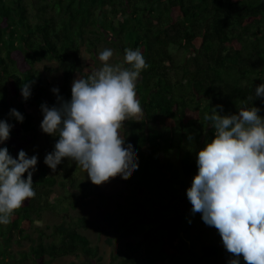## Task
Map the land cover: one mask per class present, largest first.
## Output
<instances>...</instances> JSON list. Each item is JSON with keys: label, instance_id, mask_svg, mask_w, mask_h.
Listing matches in <instances>:
<instances>
[{"label": "trees", "instance_id": "trees-1", "mask_svg": "<svg viewBox=\"0 0 264 264\" xmlns=\"http://www.w3.org/2000/svg\"><path fill=\"white\" fill-rule=\"evenodd\" d=\"M102 43L121 57L126 48L139 47L147 61L136 83L142 121L129 120L124 130L125 142L131 140L137 150L138 169L106 180L128 184L133 177L149 184L166 172L167 189L182 183L179 178L191 181L195 154L214 135L205 114L216 105H223L225 114L252 104L264 108L259 99H249L264 82V0H0V119L13 108L24 116L23 123L10 121L9 138L32 132V107L46 102L48 84L35 64L55 61L59 93L70 99L76 74L89 73L77 69V58L94 57ZM27 81L33 83L25 101L20 86ZM5 146L15 158L14 146L0 145ZM36 170L35 196L14 211L9 224L0 225V264H52L78 255L100 260L98 246L81 232L93 227L100 243L123 247L109 264H196L189 258L190 226L184 220L189 215L162 218L156 212L161 206L151 198L132 200L128 208L118 205L100 226L85 216L36 225L43 212L55 209L49 197L56 184L45 167L37 164ZM70 184L68 205L102 196L90 181ZM202 252L208 260L220 249L204 245ZM241 264H246L242 257Z\"/></svg>", "mask_w": 264, "mask_h": 264}, {"label": "clouds", "instance_id": "clouds-1", "mask_svg": "<svg viewBox=\"0 0 264 264\" xmlns=\"http://www.w3.org/2000/svg\"><path fill=\"white\" fill-rule=\"evenodd\" d=\"M113 50L98 52L101 66L87 75L77 73L70 99L58 87L51 89L56 102L40 105L44 134L56 137L44 164L55 171L65 159L75 163L93 185L110 175L127 177L138 169L135 145L121 134L122 122L142 112L136 95L140 68L147 63L139 47H128L120 63H110ZM32 81L23 82L20 94L31 96ZM264 105V82L254 89V98ZM264 108L250 106L225 114L223 105L211 108L204 119L214 129L212 138L195 154L196 174L186 189L191 213H199L214 227L225 250L232 254L228 264H264ZM24 116L15 108L0 119V145ZM37 155L23 149L14 158L0 147V225H7L16 209L35 196L32 176ZM25 173L27 176L25 178Z\"/></svg>", "mask_w": 264, "mask_h": 264}, {"label": "rangeland", "instance_id": "rangeland-1", "mask_svg": "<svg viewBox=\"0 0 264 264\" xmlns=\"http://www.w3.org/2000/svg\"><path fill=\"white\" fill-rule=\"evenodd\" d=\"M110 48L113 50V56L110 58V63H120L122 57L116 54V51L111 45L102 43L97 47L94 57L83 54L80 58H77L78 68L80 71L90 72L97 67L101 66L102 62L98 60V52ZM19 68L21 67V61L17 62ZM34 68L45 78L48 86L46 102L50 99L56 100V96L52 93L53 87H59L62 83L61 72L57 63L53 60H43L35 64ZM34 130L24 135H16L9 138L7 141L10 142L14 148V156L17 155L18 151L23 149L26 153L31 155H37V164L47 169V175L52 176L56 184L52 188V193L49 197L50 202H54L55 209L46 210L41 215V221L35 222L36 225L40 226H52L59 224L65 220L75 219L80 216L93 221V223H101L103 216L107 212L114 211L118 205H122L125 208L129 207L132 200L143 201L145 198H151L158 202L161 207L156 208V212H159L162 218H175L182 214L189 215V218H185V223L190 226V261L196 264H228L232 258V254L228 253L221 241V238L214 227L207 226L201 220L199 213H191V204L189 203L186 196V189L190 187L191 181H187L184 178H179L182 183L173 185V189H167L164 184L167 181V173L161 176L159 180H152L149 184H140L137 179H131V183L121 182L120 180H106L104 179L99 185L98 189L101 193L100 200L103 204H99V199L93 196L80 198L76 205H68L65 203V199L70 195L71 182L74 180L87 179L86 174L71 160L65 159L59 164L55 171L49 169L44 164V157L47 153L53 150L54 142L56 137L44 134L40 129V123L42 120V114L40 107H32ZM134 119L137 124H141L142 118L139 114L130 115L122 122L121 134L124 135L125 127L129 120ZM146 130V129H145ZM37 171V170H36ZM35 171V172H36ZM79 183V182H78ZM69 187L65 190L64 187ZM86 188V187H85ZM77 194V193H76ZM75 200L76 198L70 196ZM58 199H61L58 201ZM93 245H97L101 255L99 258H87L81 255L78 256H67L55 260L52 264H109L113 256H115L119 250H122L121 243L115 244L112 247H108L103 243H100L97 239V233L94 227L90 230H82ZM204 245H214L219 247V254L208 260L203 259L202 247ZM27 245H23L22 249H26ZM19 246L13 245L11 250L13 252L19 251Z\"/></svg>", "mask_w": 264, "mask_h": 264}]
</instances>
